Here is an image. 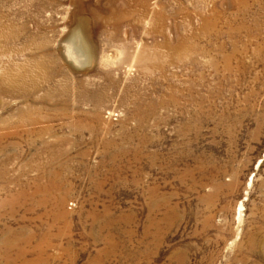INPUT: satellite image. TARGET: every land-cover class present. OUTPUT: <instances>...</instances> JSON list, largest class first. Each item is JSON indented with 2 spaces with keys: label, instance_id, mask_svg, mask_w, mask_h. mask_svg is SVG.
I'll return each instance as SVG.
<instances>
[{
  "label": "rangeland",
  "instance_id": "1",
  "mask_svg": "<svg viewBox=\"0 0 264 264\" xmlns=\"http://www.w3.org/2000/svg\"><path fill=\"white\" fill-rule=\"evenodd\" d=\"M0 83V264H264V0H0Z\"/></svg>",
  "mask_w": 264,
  "mask_h": 264
},
{
  "label": "bare ground",
  "instance_id": "2",
  "mask_svg": "<svg viewBox=\"0 0 264 264\" xmlns=\"http://www.w3.org/2000/svg\"><path fill=\"white\" fill-rule=\"evenodd\" d=\"M78 38H79L78 36L75 38L76 40H78L77 43H78V44H83V43H80V40H79ZM82 47H83V46H82ZM83 48H84V47H83ZM83 48H82V49H83ZM75 52H76V51H75ZM75 52H74V53H75ZM83 52H84V51H83ZM67 53H68V55L70 56V58H71L72 60L74 59L75 63L79 64L80 66L82 65V63H81V62H82V61H81L82 58L80 59L79 57H76L75 54H73V52L70 50L69 47L67 48ZM85 53H86V51H85ZM84 55H85V54H84ZM77 56H78V55H77ZM130 71H131V70H130ZM14 84H15V83H14ZM0 85H1V83H0ZM1 87H2V85H1ZM10 87H11V86H10ZM13 87H14V86H13ZM2 90H3V89H2ZM10 90H11L10 92H14V91H12V89H10ZM4 91H5V89H4ZM1 94H2V93H1ZM11 94H12V93H11ZM48 131H49V130H48ZM48 131H47V132H48ZM2 136L5 137L4 135H2ZM46 186H47V185H46ZM43 190H44V189H43ZM45 192H46V191H45ZM26 197H28V196H26ZM15 198H16V197H15ZM11 200H12V199H11ZM41 201H42V200H41ZM58 205H59V204H58ZM63 217H64V216H63Z\"/></svg>",
  "mask_w": 264,
  "mask_h": 264
}]
</instances>
